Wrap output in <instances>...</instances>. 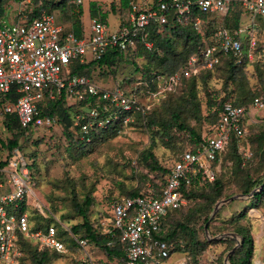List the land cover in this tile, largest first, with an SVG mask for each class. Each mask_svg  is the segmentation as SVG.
Listing matches in <instances>:
<instances>
[{
    "label": "built area",
    "instance_id": "built-area-1",
    "mask_svg": "<svg viewBox=\"0 0 264 264\" xmlns=\"http://www.w3.org/2000/svg\"><path fill=\"white\" fill-rule=\"evenodd\" d=\"M71 3L80 5L81 0ZM27 4L29 0L21 3L25 8L18 10L20 18L15 23L0 22L1 127L9 131L5 120L14 117L22 129H49L55 119L42 116L38 106L65 98L67 106L78 105L71 115V130L85 144H91L102 131L112 129L120 133L137 122L138 117H144L150 107L142 103L145 96L140 87L142 82L100 87L84 76H69L73 61L99 60L109 51L125 54L137 43L152 49L147 41L149 27H162L171 21L200 31L202 15L207 22L214 17L223 22L238 4L245 16L241 26L218 27L215 44L189 57L179 72L165 76L161 91L145 96L156 98L171 94L181 79L212 70L221 59L231 58L237 65L251 62L259 29L256 22L264 29V0H131L125 20L115 29L93 18L89 35L78 39L57 24L52 14L43 12L29 20L26 14L32 8ZM82 102L85 104L79 106ZM253 110L263 111L264 100L255 98L247 107L224 102L211 134L180 154L166 174L159 194L148 184L146 193L110 203L108 217L96 221L108 240L107 247H113L115 242L121 245L123 258L119 259L120 263L114 260L113 264H162L170 257L167 244L159 238L163 220L168 212L185 205L183 190L198 174L207 182L215 180L213 163L232 136L244 138ZM31 185L26 158L18 149H13L0 168V264L20 263L22 241L60 255L71 254L70 248L74 247L77 255L74 261L70 258V264H96V259H104L100 252L92 253L88 241L73 234L59 214L37 199ZM33 218L47 223L37 226ZM175 264L187 262L180 258ZM253 264H264V251Z\"/></svg>",
    "mask_w": 264,
    "mask_h": 264
},
{
    "label": "rangeland",
    "instance_id": "rangeland-1",
    "mask_svg": "<svg viewBox=\"0 0 264 264\" xmlns=\"http://www.w3.org/2000/svg\"><path fill=\"white\" fill-rule=\"evenodd\" d=\"M90 1L97 2L101 11L109 14L106 22L110 29H115L118 22L125 20L126 11L119 8V0H81L80 20L85 37L89 35ZM22 2L23 0H3L6 16L2 20L7 24L15 23L18 10L25 8L21 5ZM111 5L114 11L111 10ZM53 16L58 24L69 29L65 27V22L68 20L65 13L55 11ZM212 20L203 25V32L211 33L222 23L217 17ZM256 24L259 29L252 61L245 62L243 72L238 73L233 81L228 79L229 76L223 70L214 71L208 78L198 80L195 89L196 98L190 105L186 101L187 97L181 98L175 95L147 98L150 96L148 94H155L164 87L165 75H158L155 80L156 89L148 91L144 84L140 86L147 96L142 98V103L150 107V111L142 119V124L135 122L115 136L106 137L83 148L69 143L64 136L62 125L56 118L51 128L28 132L25 137H19L18 143L26 160L28 159L27 162L34 163L30 170L32 177L30 188L37 199L54 213L59 214L62 219H71L74 225L81 222L73 209L74 202L80 203L85 197H91L93 204L90 208V220H96L106 217L105 211L108 212L109 202L112 199L123 197L126 192L136 188L146 190L147 187L142 186L145 175H149L148 179H152L153 183L161 182L162 175L148 172L140 156L144 150L152 147L158 165L166 166L171 158L190 144L187 132L179 130L176 126L162 132L159 124L168 121L172 110L178 109L181 121L187 127L194 129L196 134L201 137L209 136L212 132L209 130L213 118L206 110V103L211 96L217 94L219 97L237 99L243 97L247 91L264 93V29L259 23ZM174 41L180 49L179 41ZM157 54L160 55L159 50ZM132 61L135 65H132ZM142 63V59L135 57V52L130 49L114 68L93 70L91 80L96 85L106 88L130 86L141 75L135 72V66L140 67ZM151 118L155 121V125L148 128L146 123ZM259 125H261L260 129L264 127V110H253L246 128V139L240 143L242 146L237 148L240 154H244L247 147L249 148L252 155L247 161L238 165L233 161L230 153H226L221 158L217 177V181L221 183V198L216 200L210 211L203 208V201L194 194L193 197L185 199V205L174 216V222L179 221L186 213L191 216V227L195 228L201 240L205 239L209 243L205 250L196 256L175 251L162 264H175L180 258H185L187 264H230V256L239 248L240 240L239 237L230 234H236L234 229L238 225L250 230L254 244L253 261L261 257L264 250V223H261L264 214L261 213V209H264V203L260 210H255L251 208L252 197L248 199L246 197L251 192L246 195L241 192L244 183L249 179H259L264 184V159L252 141L253 132L257 131ZM10 137L9 131H5L0 124V141L6 143ZM3 159L5 152L0 148V162ZM258 188L253 189L255 193ZM239 195L242 197L222 205L212 213L216 203ZM246 207L248 210L245 218L238 221L237 215ZM206 215L209 220L203 223ZM234 247L235 250L231 251ZM69 261L70 259L65 257L52 258L50 264H70Z\"/></svg>",
    "mask_w": 264,
    "mask_h": 264
},
{
    "label": "trees",
    "instance_id": "trees-1",
    "mask_svg": "<svg viewBox=\"0 0 264 264\" xmlns=\"http://www.w3.org/2000/svg\"><path fill=\"white\" fill-rule=\"evenodd\" d=\"M71 1L72 0H29V7L32 8V12L27 13L26 15L28 19L31 20L34 18H38L43 12L52 15L55 11H59L61 14L65 13L68 18L65 24L69 26V29L66 30L70 31L76 38L81 39L83 38V27L80 20L82 15L81 4L74 5L71 3ZM130 1L131 0H119V8L127 12ZM2 3L3 0H0V22L4 21L2 19L6 16V12L4 11ZM75 8L77 10H75ZM111 10L114 11L113 5H111ZM88 13L90 19L97 18L107 24V13L101 11V8L97 2H89ZM17 17L18 20L20 18V15H17ZM201 18L203 20V25L205 23H209V21L207 22L205 16L202 15ZM244 21L245 16L242 15L239 5L235 4L224 17L223 22L220 23L219 27L236 29L240 27ZM216 30L217 29L213 30L211 33L203 32V30L195 31L190 26L183 27L179 24L172 23L171 21H169L167 25H164L162 27H149V36L147 38V41L150 42L152 44V47L154 48L147 49L143 44L137 43L135 48L131 49L133 50V52H135V57L142 59L143 61L140 67L135 66V72H139L141 75L139 79L134 82L140 81L142 82V85L144 84L149 90H154L155 80L158 75L168 76L175 72H179L183 68L189 57L199 54V52L205 46L215 44ZM174 40L179 41L180 49L177 48L176 42ZM255 49L256 46L254 48V51ZM158 50L160 51V55L157 54ZM125 54H121L116 51H109L99 60L89 61L87 63H79L78 61H73L69 65L68 74L69 76H84L91 80V73L93 70L102 68L112 69L115 67V65L118 64V62L123 60ZM245 62H243L241 65H237L231 58L221 59V62L212 70L201 71L197 76H192L187 79H181L178 85L175 87L174 91L169 95H175L176 97L181 98L187 97L186 101L190 105L191 101L196 98L195 89L198 80H204L208 78L214 71L223 70L229 76L228 79L233 81L238 73L243 72ZM132 65H135L133 61ZM255 98H261L264 100V93L261 91H247L243 97H238L237 99H233L231 97H219V95L217 94L211 96L206 103V110L213 118L211 128H213L218 123L221 108L224 102H231L236 106L247 107ZM84 104L85 102H82L81 104H79V106H82ZM76 108H78V105L75 107L67 106L65 98L57 101H47L38 106L39 113L42 116H49L57 119V122L62 125L64 136H66L71 145L78 146L80 148L88 147L94 143L104 140L106 137L112 135L115 136L118 133L117 131L109 129L108 131L100 132L97 138H95L91 144H85L81 142L77 137H75L73 131L71 130V115ZM142 119L143 117H138L137 123L142 124ZM5 123L11 137L6 141V143L0 141V148H2V150L5 152V159L0 162V168L5 165L7 159L11 156L13 149H18L25 157L23 150H21L19 146L18 139L22 136L25 137L28 132L30 133L37 131L22 129L14 117L6 118ZM154 125L155 121H153V118L149 119V121L146 123V127L148 128H151ZM261 125L257 126V131L253 132L252 141L256 144L258 151L260 150L261 156L264 159V148H262L264 143V127L260 129ZM159 126L162 127V132L173 126H176L179 130L186 131L187 138L189 139L190 144L183 148L175 157L171 158L166 166L158 165L152 153V147H149L147 150H144L141 153L140 159L144 161L145 168L148 170V172H150L151 174L159 173L160 175H162L163 180L161 182L153 183L152 179H148L149 175H145L146 177H144L142 181V186L144 187H147L148 183H151L150 189H152L155 194L160 193L166 174L168 173L172 164L178 160L180 154L190 147H195L201 142L204 137H206H201L200 135L196 134L194 129L187 127L185 123L181 121V114L178 109L172 110L169 115L168 121L160 123ZM247 127L248 125H246V128ZM211 128L209 131H211ZM245 139L246 134L241 140L232 136L227 147L218 155L217 159L213 163V168L216 171L215 180L213 182H207L206 180L202 179V176L200 174H198L192 180L191 184L185 190H183L184 198L188 199L193 197L194 194H197V196L204 203L203 208L206 209V211H210L216 200L221 198V183L217 181L221 158L226 153H230L233 161H235L236 164L241 165L252 155L248 147L246 149L245 155H243L242 153L241 155L237 151V148L242 146L240 143H242ZM33 165L34 163L29 164L30 170ZM256 187H261V190L258 193H254L252 195V198L250 200L251 208L260 210V207L264 203V186L261 180L249 179L244 183L241 192L243 195H246ZM146 192L147 189L139 190L137 188L128 191L123 197L112 199L109 202L108 207H110V203L112 201H117L124 197H136ZM92 204L93 199L88 196L85 197V199H83V201L80 203H73V209L76 212V216L81 219L80 223L73 225L71 223V219L69 218H61V221L67 224L73 234H75L78 238L88 241V243L92 247V253L100 252L101 256H103L104 259H96V264H113L114 260L120 263L119 259L123 258L121 245L115 242V245L113 247H107L106 244L108 240L102 234L98 222L96 220H90V208L92 207ZM182 207L177 210L168 212L167 216L163 220L159 238L167 244L170 256L175 251L179 253H189L192 256H196L203 252L209 243H207L205 239L201 240L198 237L197 231L190 225L191 216L187 213L179 221L174 222V216L181 211ZM247 210L248 207L239 212V214L237 215L238 221L245 218ZM105 216L108 217L107 211H105ZM33 220L36 222L37 226H41L47 223L41 222L39 219L35 218H33ZM208 220V215H206V217L203 219V223L207 222ZM234 232L238 236H240L243 242L242 245L230 256V264H253L254 244L253 238L250 234V230L245 226L238 225L234 229ZM21 250L22 257L19 264H50L52 258L59 259L63 257L69 259L71 258V261H74L73 258L77 255L76 249L74 247L70 248L71 254H68L66 256L50 252L47 249L41 248L38 245L32 244L28 241L21 242Z\"/></svg>",
    "mask_w": 264,
    "mask_h": 264
},
{
    "label": "water",
    "instance_id": "water-1",
    "mask_svg": "<svg viewBox=\"0 0 264 264\" xmlns=\"http://www.w3.org/2000/svg\"><path fill=\"white\" fill-rule=\"evenodd\" d=\"M263 186H264V184H263ZM260 190H261V187H259V188H258L257 190H255V191L258 193ZM254 193H255L254 190H252V191H251V194H250L249 196H246L247 199H248L249 197H252V195H253ZM241 197H242V196L239 195V196H235V197H231V198H228V199L222 200V201H220L219 203H216V205H215V207H214L212 213H214V212H215L217 209H219L222 205H224V204H226V203H229V202L233 201L234 199H239V198H241ZM204 230H205V232H206V225H205V227H204ZM230 235H233V236H236V237H239V238H240V236H238L237 234H230ZM242 242H243V241H242V239L240 238V240H239V244H238L239 247L242 245ZM233 250H235V247L231 249V251H233Z\"/></svg>",
    "mask_w": 264,
    "mask_h": 264
},
{
    "label": "crops",
    "instance_id": "crops-1",
    "mask_svg": "<svg viewBox=\"0 0 264 264\" xmlns=\"http://www.w3.org/2000/svg\"><path fill=\"white\" fill-rule=\"evenodd\" d=\"M99 5V4H98ZM103 12V11H102ZM108 16H109V14L107 13V19L106 20H108ZM119 23V22H118ZM117 23V24H118ZM116 24V25H117ZM65 27H67V28H69V26L68 25H66ZM83 27V26H82ZM83 36L85 37V34H84V31H83ZM262 211H261V213L262 214H264V209H261ZM261 223H264V219H261ZM264 251V250H263ZM263 254V253H262Z\"/></svg>",
    "mask_w": 264,
    "mask_h": 264
}]
</instances>
